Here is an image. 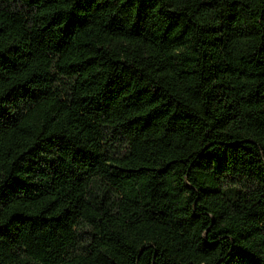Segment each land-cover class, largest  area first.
<instances>
[{"label":"trees","instance_id":"obj_1","mask_svg":"<svg viewBox=\"0 0 264 264\" xmlns=\"http://www.w3.org/2000/svg\"><path fill=\"white\" fill-rule=\"evenodd\" d=\"M0 264H264V0H0Z\"/></svg>","mask_w":264,"mask_h":264},{"label":"rangeland","instance_id":"obj_2","mask_svg":"<svg viewBox=\"0 0 264 264\" xmlns=\"http://www.w3.org/2000/svg\"><path fill=\"white\" fill-rule=\"evenodd\" d=\"M254 164L253 158L250 157L245 152H237L233 155L231 164H230V172L244 171L248 170Z\"/></svg>","mask_w":264,"mask_h":264}]
</instances>
